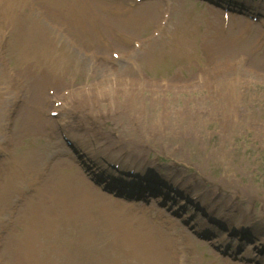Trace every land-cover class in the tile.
Wrapping results in <instances>:
<instances>
[{
    "label": "rangeland",
    "instance_id": "1",
    "mask_svg": "<svg viewBox=\"0 0 264 264\" xmlns=\"http://www.w3.org/2000/svg\"><path fill=\"white\" fill-rule=\"evenodd\" d=\"M143 2L138 4L136 9L147 5L157 6L158 3H162L160 0H145ZM206 11L205 6L196 4L193 0L179 1L169 22L168 32L181 21L185 24H191L194 33L191 30L190 33L196 34L194 36L196 40L205 34L209 39H212L215 33L217 34L218 27L219 29L222 27V17L220 12H218L216 19ZM157 18L158 16L154 21ZM154 21H151L147 28L140 30L135 37L147 35L151 31ZM116 26L113 25V27ZM115 29L122 30L120 28ZM259 33L260 30L254 29L251 34L242 38L238 36L239 30L232 31L233 41H235L236 46L242 49L229 48L228 52L230 53L226 57L233 55L232 59H235L239 54H243L244 58L240 62L228 64L222 73L214 75L210 81L205 79L202 87H200L201 92L197 96L186 93L194 90L184 87L183 82L185 80L180 79L194 74L197 69L202 67L204 56H202L201 45L198 48L201 59L193 62L192 67L187 66V60L174 65V63L169 62L171 59L169 56V59L166 58L168 63H159L153 69L140 71L145 81L148 82L149 88L146 89L149 91H143L148 94L140 97L142 100L139 108L142 105L144 108H149L148 115L149 112L156 115L159 108L158 105L156 106L157 103H160V106L167 104L169 108L185 109L188 112H192V106L196 104L201 119L194 126L195 129L189 126L182 132H175V126L172 125L168 130H166L167 126H164L142 132L141 128L130 137L128 133L120 134L117 131V125L111 117L104 119L107 109L91 107L89 104L91 100L88 101L82 94L85 86H93L91 80L74 78L75 81L70 82L73 77H65L60 88L53 87L55 90L58 89L56 94L60 96L67 89L80 91L77 92L78 94L70 96L72 98H70L72 102L70 108L61 109V113L64 112L73 120L72 128L83 125L84 130L89 132L96 141L105 143L106 148L111 149V147L118 146L117 151L127 153L130 162L138 161V163L147 165L160 163L158 164L160 172L164 176L187 175L186 181L191 184L197 183L206 187L208 185L207 197L209 196V198L215 192H219L215 198L220 205L226 210L240 212L239 214L243 218L242 224L245 223L251 229L255 236V239L250 237L254 247L264 246V43L257 42L259 35H263V33ZM3 38L2 40H4ZM202 38L203 36L200 37V40ZM186 39L190 44H193L192 37H186ZM157 40H161V38ZM226 42L235 48L233 44H230L229 39ZM3 43L0 42V143L3 147L0 152L3 154L5 151L6 154L0 157V181L8 173L15 158L27 147H31V158H33V151L40 150V153L53 163L57 161V158L65 159L61 155V147L58 144L62 142L59 137V128L56 125L54 127L57 133L56 138L59 141L55 139L53 140L54 143L49 144L46 142L50 140L48 135L40 134L36 131L38 125L30 123L34 120V116L37 118L34 113L35 105H39V102L42 103L48 91L45 92V86L41 85L38 87L41 91L37 96L30 92V83L25 76L24 66H19L18 57L10 52L11 47L8 40ZM162 43L164 42L158 41L155 46L152 45L143 51L146 52L149 48L158 49ZM2 44L3 46H1ZM193 51L195 53V50ZM98 52L99 54L102 53L100 50ZM103 53L108 59L110 58L108 51ZM174 76H177L179 80L173 79ZM35 80H39V78L37 77ZM162 80L169 81V86H166V89L159 87H163L159 85L162 84ZM209 86L216 89L213 94L205 91V87ZM221 89L224 90L223 93H221ZM87 92L85 91V95L88 94ZM39 106L41 107V105ZM101 109L102 111H100ZM40 111L41 108L38 109V112ZM94 111L98 114L104 113V116H97L100 117L97 120L96 117H91L95 114ZM27 119L29 120L26 123ZM138 123L142 125L139 119ZM148 127L145 124V129ZM41 130L44 132L42 126ZM86 190L85 187L81 188L82 193H87ZM24 191L25 188L12 189L8 193L0 191V208L3 209V212L0 211V231L2 232L1 227L3 229V234H0V241L3 245L12 242L14 237L21 233L25 205L28 199L33 196L29 192L25 194ZM19 195L22 197L18 200L15 199ZM90 196L96 197V200L92 198L90 202L93 201L91 203L93 205H95V201L98 202V206H96L101 212L99 214L101 219L88 218L89 225L108 231L99 230L95 243L98 252L106 246L110 236L115 237V241L121 243L118 239L123 240L124 236L130 233L126 227L122 228L123 226L142 225L137 219H132L137 216L131 212H125V208L112 202L111 198L92 192H90ZM7 208L9 211L6 213ZM206 208L210 212L211 207ZM193 211L198 214L199 219L202 220L201 223H208L205 217L202 218L199 210H195L190 203L186 205L184 214H192ZM144 216L151 223L147 215ZM64 220L66 222L85 223L82 220ZM227 221L226 223H237L234 217H228ZM152 224L157 225V223ZM240 225L238 224V226ZM186 226L189 231L192 230L191 225L186 224ZM66 230L67 227L62 234H66ZM114 231L116 234L113 236L112 232ZM229 234L230 232H225L227 237L232 238V244L237 245L239 240ZM151 235L154 237L155 233ZM193 236L195 237V239L193 238L194 242L196 241V251L193 256L195 263L190 262L189 264H223L226 262L222 255L216 256L211 252L207 246V243H210L209 240L199 238L194 233ZM149 238L146 237L143 240L144 245L140 246L144 248L141 247L139 252L133 250L129 244L125 247L129 253L144 254L142 260L146 261L147 253L151 250V248L146 247ZM240 245L242 246L240 252L246 253L247 243L240 241ZM2 251L3 249L0 252ZM262 256L264 260V254ZM4 263L9 264L5 259L2 260V264ZM233 264H240V262Z\"/></svg>",
    "mask_w": 264,
    "mask_h": 264
},
{
    "label": "bare ground",
    "instance_id": "2",
    "mask_svg": "<svg viewBox=\"0 0 264 264\" xmlns=\"http://www.w3.org/2000/svg\"><path fill=\"white\" fill-rule=\"evenodd\" d=\"M30 2L31 0H23V2ZM67 0H48V2L51 4L50 13L53 16H58L65 8ZM158 5V4H157ZM144 6V5H143ZM100 9V10H99ZM160 10L157 6H145L142 8H138L135 11H132L127 8H118L117 16L114 19H111L109 17L103 16V4L100 2L94 3V11H96L100 18H103V27L104 30L108 28V31H111V27L113 25H117L123 28L124 33L127 35L128 40L135 36L137 33H139L140 30L147 28L149 23L151 21H154V19L159 15L158 11ZM93 15L91 14L90 17ZM90 17L86 19H82L79 21L80 26H85L86 28H90V30L96 32L95 25L91 24ZM155 23V21H154ZM179 24L177 26H174V28L169 33H163L165 36L166 41L162 43L158 49H148L144 54L136 55L133 59L135 61V64L133 65V69L130 73L134 74L139 73L141 70L144 69H153L156 67L159 63H168L166 60L169 59V56L171 57L170 63L175 64H181L183 60H187V64L192 65L194 61L199 60L198 55L196 53V43L197 40L194 38L196 34H191L190 30L194 33L193 29L191 28V24H185L184 22H178ZM60 26L65 25L64 22L59 23ZM93 25V26H92ZM114 30V29H113ZM138 30V31H137ZM113 32V31H112ZM58 35H54L56 37ZM186 37H192L193 38V44H190ZM77 41L83 45L86 46L88 44H93L96 42H99L97 37L92 38L89 42H84L80 37L77 39ZM132 41V40H131ZM155 46V45H154ZM192 47V49H191ZM54 44H50L47 47L42 49V63L45 61L49 63L52 67L51 73L48 77L44 79V81L51 82L55 85H58L60 83V79H62L64 76L68 75L69 73H73V75H76L73 68L69 64L71 61L68 56L67 50H60L62 54L65 55V58L62 62H64L65 66L63 69H61L62 65H59L58 61L54 58ZM98 48V46H97ZM143 48V47H142ZM216 49V50H215ZM213 47H207L206 51L209 52H223L225 50V47L218 46L216 48ZM195 50V53L194 51ZM173 61V62H172ZM96 69L98 66H94ZM58 73V77H56ZM128 75H119L117 77V83H108V84H101L100 91H97L96 95H94L93 102L96 105L99 106H106L107 110L111 113V115L114 116L115 120H118L119 122H123L125 125V130L127 132H130L129 127H132V124L130 122H133L136 117L139 118L142 125H137L136 127L132 128V133L130 134L135 135L136 130H140L142 128V132L154 128H160L167 126L166 130L170 129L172 125L175 126L174 131L175 132H182L184 129L189 128L191 126L193 129H195L194 126L197 125V122L199 119H201V114H198L197 107H194L192 109V112H188L184 109H173L169 108L167 104H161L157 103L158 105V113L155 115L148 111L149 108H144L140 106V100L138 95V88H137V81L140 84V81L134 79ZM136 75V74H135ZM121 78H128L127 80ZM116 85V86H115ZM38 87H41V83L39 82L37 86H33L32 93L34 95H38L41 90L38 89ZM148 87V86H147ZM196 90H194L195 92ZM213 91V90H212ZM91 99V98H90ZM155 99L153 100V102ZM152 102L150 103V105ZM160 109V110H159ZM152 119V122H151ZM145 124H147L149 127L145 129ZM120 134L122 131H119ZM179 139H182L178 137ZM41 156L40 153H38V157L34 156L33 159L30 157L29 151H25L22 155V157H19L17 162L15 163V170L20 165L21 170H23V174L28 173L29 171H34L33 163L36 161H40ZM54 166H59L58 164H54L50 174L53 172ZM14 170V174H15ZM17 174H22V171H17ZM65 174L63 173H52L50 177L49 183H44L41 191H51L50 196L52 199L59 200L62 194H65L67 192V188L69 186V183L65 179ZM167 189V188H166ZM164 194H160L161 197H163ZM175 198L177 196L175 195ZM146 226V225H144ZM143 225H136V226H130L127 228V230L130 231L127 236L129 237V241L136 246L137 244L141 243V240L151 234H154V231L151 229H148L144 227ZM126 226H123L124 228ZM19 236V235H18ZM159 242H156L153 246H156ZM31 244V246H29ZM38 249V246L35 244L33 240L32 233L25 235L22 234V237H14L12 242H7L4 250L5 258L6 260L11 264H36L34 258L32 257V252ZM152 264H171V259L169 257V260L165 258L164 260L161 259V256L159 254L155 253L151 258Z\"/></svg>",
    "mask_w": 264,
    "mask_h": 264
}]
</instances>
